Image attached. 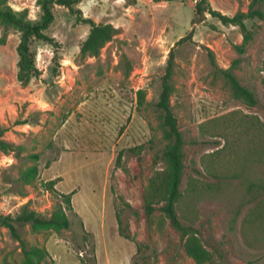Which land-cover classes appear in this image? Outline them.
Segmentation results:
<instances>
[{"label":"rangeland","instance_id":"obj_1","mask_svg":"<svg viewBox=\"0 0 264 264\" xmlns=\"http://www.w3.org/2000/svg\"><path fill=\"white\" fill-rule=\"evenodd\" d=\"M206 1L227 16L251 2ZM197 2L81 0L73 12L55 5L50 40L31 42L37 74L26 85L17 78L20 33L0 25V219L25 205L49 217L60 205L71 223L59 232L13 223L28 246L47 252L39 264H198L162 205L151 216L144 210L149 180L166 168L155 105L172 48L170 106L185 154L179 221L198 232L212 256L205 264H264V21H245L253 37L239 54V28L198 19ZM8 3L39 17L36 0ZM85 18L115 29L96 56L80 52L91 28ZM210 56L222 69L241 59L234 73L256 105L233 96ZM32 165L37 175L25 183ZM70 193L72 210L61 201ZM22 261L19 241L0 226V264Z\"/></svg>","mask_w":264,"mask_h":264},{"label":"trees","instance_id":"obj_2","mask_svg":"<svg viewBox=\"0 0 264 264\" xmlns=\"http://www.w3.org/2000/svg\"><path fill=\"white\" fill-rule=\"evenodd\" d=\"M81 0H36L39 7V17L35 20L28 19L27 9L14 10L8 0H0V25L5 30L12 28L20 33L19 44L17 46L18 55V81L22 85L28 84L30 79L37 74V69L34 65L33 53L31 51V42L34 39L49 41L50 39L44 34V31L51 25L53 21V9L55 5L64 6L74 11V6ZM174 1V0H163ZM264 0H251L247 12H237L233 16H227L221 12L212 9L206 0H199L197 2L194 13L198 19H202L205 14L219 20L223 25L237 26L242 35V43L234 45V49L239 53L245 52L246 46L252 40L253 33L250 31L245 23L246 20L258 19L264 21ZM83 23L90 25V31L83 42L80 52L82 56H96L99 50L112 39L115 35V29L109 25H95L89 19H81ZM187 38H181L176 42L179 45L185 42ZM211 62L215 68V73L219 74L226 85L231 90L233 96L241 99L250 106L257 104L254 94L247 88L243 87L238 81L235 70L238 67L241 59L236 58L232 61L231 65L222 69L217 67L212 56ZM174 51L173 48L169 52L167 67L165 74L162 77L161 91L159 94L156 108L160 112L161 128L163 130V137L167 141L164 150L162 151L161 158L166 164L165 170L156 172L149 180L148 187L144 195V210L147 216H151L155 211V205H162L160 210L164 213L169 220L170 225L180 233L185 239L184 249L198 264H205L212 262L211 254L203 247L198 232L191 227L183 226L179 221L176 212V204L178 203L181 193L179 190L181 176L184 169V139L179 130L177 119L174 116L171 106L170 98L173 93L172 74L174 66ZM264 70V68H263ZM138 100L140 103L144 98V91L137 92ZM2 131L0 129V138ZM5 143L0 139V146ZM32 158L37 159V155ZM37 167L30 166L22 173V180L28 183L37 175ZM55 182L51 180L48 182L50 190L53 191ZM70 194L61 195L62 203L65 204V209L72 210ZM13 223L27 224L33 232L41 230H54L59 232L70 227V220L63 208L58 205L49 217H44L35 211L28 209L25 205L22 211L14 217H3L0 219V226L9 229L11 235L20 243V248L23 256L21 264H39L46 256L47 252L44 249L35 246H28L22 240ZM120 224V222H119ZM123 234V233H122ZM126 238L129 236L123 234Z\"/></svg>","mask_w":264,"mask_h":264}]
</instances>
